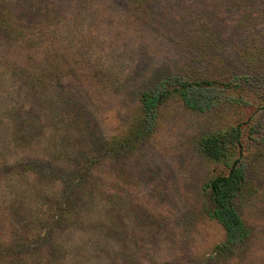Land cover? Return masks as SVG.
<instances>
[{"label": "rangeland", "instance_id": "rangeland-1", "mask_svg": "<svg viewBox=\"0 0 264 264\" xmlns=\"http://www.w3.org/2000/svg\"><path fill=\"white\" fill-rule=\"evenodd\" d=\"M203 80L191 110L177 88ZM235 158L249 234L227 249L205 184ZM0 232H48L0 264H264V0H0Z\"/></svg>", "mask_w": 264, "mask_h": 264}, {"label": "trees", "instance_id": "trees-1", "mask_svg": "<svg viewBox=\"0 0 264 264\" xmlns=\"http://www.w3.org/2000/svg\"><path fill=\"white\" fill-rule=\"evenodd\" d=\"M2 18V21H10L7 15ZM184 84L185 83L179 84L176 93L183 105L187 108L202 111L215 105V103L210 102L209 99L205 97H197L198 89L200 91L201 88L207 89V87H212L210 82L203 80L201 84H197L198 86H192L195 88H191L190 85L184 86ZM212 84L215 83L212 82ZM227 84L228 83H223L221 85L226 87ZM140 100L144 112L151 117V109L158 103V97L152 93L143 92L140 96ZM238 143L239 130L237 127H234L226 130V132H214L202 137L199 141V148L205 156L212 160H222L228 156L227 154L230 150L229 146ZM243 180L244 170L242 166L238 164L237 158H235L231 163H226L225 172L221 171L215 173L205 184L209 200L212 204L208 216L222 228V247L227 249L230 248V246L242 242L249 234V230L244 225L233 202L234 197L238 194L242 186ZM67 204L68 202L66 205ZM60 209L62 210L63 207H60ZM47 235L48 232L41 234L38 239H33V241H26V239L20 237L6 243L0 241V258L15 259L16 262L23 263L35 257L37 254L39 255L42 253V250L40 251L39 248L41 244L45 242V238L47 240Z\"/></svg>", "mask_w": 264, "mask_h": 264}]
</instances>
